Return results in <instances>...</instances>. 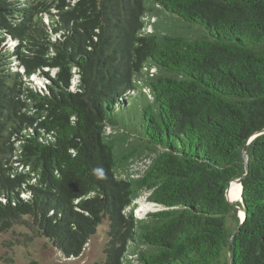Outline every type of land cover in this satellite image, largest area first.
Instances as JSON below:
<instances>
[{"label":"trees","instance_id":"trees-1","mask_svg":"<svg viewBox=\"0 0 264 264\" xmlns=\"http://www.w3.org/2000/svg\"><path fill=\"white\" fill-rule=\"evenodd\" d=\"M154 4L0 0V233L70 259L105 219L103 264H264V0Z\"/></svg>","mask_w":264,"mask_h":264},{"label":"rangeland","instance_id":"rangeland-1","mask_svg":"<svg viewBox=\"0 0 264 264\" xmlns=\"http://www.w3.org/2000/svg\"><path fill=\"white\" fill-rule=\"evenodd\" d=\"M147 4L149 7L155 6L154 0H147ZM54 13L56 12H50V14ZM166 19L155 17V15H150L149 17L144 18L147 23L144 29L145 32H153V26L157 24L158 29H161V26L164 25L165 21L166 23H169V26L171 27L175 25L172 20ZM12 43L17 44L16 41H13ZM13 71H15L14 68ZM55 73V70H51L49 72L50 77H53ZM30 77L32 82L30 80V82L26 80H24V82L31 84L33 87H38L39 89L44 84V81H47L37 74L31 75ZM143 166L144 164L141 165L137 163V165L131 167V171L137 172L138 175V173L143 170ZM17 170L18 172H22L21 167H18ZM24 171H27V169ZM31 183L34 184L35 180H32ZM147 195L148 193L144 192L133 202L131 208L133 209L134 217L142 218L141 216L144 214L156 210V207L146 200ZM21 197L24 198L23 195ZM232 202L238 208L240 207V201L238 203L234 201ZM128 210H130V208L126 209V211ZM240 213V211L234 208L232 217L230 216L227 218L226 225L228 232H233L237 225H240ZM107 229L108 221L104 219L97 227L95 234L83 248L81 255L77 258L66 259L56 251L46 239L38 237L31 229L20 225H14L10 230L0 233V264H103L105 259L104 247L107 242ZM127 257L128 260L133 261L136 255H127ZM227 258L228 251L223 254L224 263L227 262ZM132 264H134V262Z\"/></svg>","mask_w":264,"mask_h":264},{"label":"water","instance_id":"water-1","mask_svg":"<svg viewBox=\"0 0 264 264\" xmlns=\"http://www.w3.org/2000/svg\"><path fill=\"white\" fill-rule=\"evenodd\" d=\"M263 132L264 131L257 132L254 135H252L251 137H249L248 140L246 141L245 145L248 142H250L251 140H253L255 137H257L258 135H260L261 133H263ZM245 176H246V174L244 176L238 178V179H235V180L229 182L228 187H227L226 192H225V197H226L227 202L230 203L233 206V208H235V209H237L238 211L241 212V217H240L241 222H240V224L243 222V220L245 218V212H244V210L242 208H240V207L238 208L237 206L234 205V203L232 202V200L229 198V193H230V185L232 183L239 184L240 185V197H239V201L241 203V191H242V185L241 184H242V180H243V178ZM230 261H231V249H230V246H229V248H228V258H227V262L230 263Z\"/></svg>","mask_w":264,"mask_h":264},{"label":"bare ground","instance_id":"bare-ground-1","mask_svg":"<svg viewBox=\"0 0 264 264\" xmlns=\"http://www.w3.org/2000/svg\"><path fill=\"white\" fill-rule=\"evenodd\" d=\"M239 197H240V185L236 183H232L230 185V193H229V198L234 201V202H239ZM143 207V206H142ZM149 208V207H148ZM143 209V208H142ZM141 209V210H142ZM144 210V209H143ZM148 210V209H147ZM138 211V209H137ZM140 212V211H139ZM143 212V211H141ZM241 214V213H240ZM139 215V214H138Z\"/></svg>","mask_w":264,"mask_h":264},{"label":"clouds","instance_id":"clouds-1","mask_svg":"<svg viewBox=\"0 0 264 264\" xmlns=\"http://www.w3.org/2000/svg\"><path fill=\"white\" fill-rule=\"evenodd\" d=\"M53 11V10H52ZM46 16V15H45ZM54 37V36H53ZM48 70V69H47ZM29 80L31 79V77L30 78H28ZM31 81V80H30ZM42 87V86H41Z\"/></svg>","mask_w":264,"mask_h":264},{"label":"built area","instance_id":"built-area-1","mask_svg":"<svg viewBox=\"0 0 264 264\" xmlns=\"http://www.w3.org/2000/svg\"><path fill=\"white\" fill-rule=\"evenodd\" d=\"M144 215H145V214H144ZM144 215H143V216H144ZM141 217H142V216H141Z\"/></svg>","mask_w":264,"mask_h":264}]
</instances>
